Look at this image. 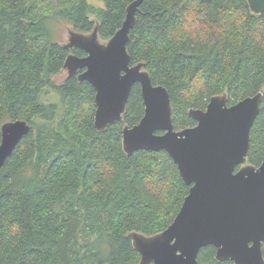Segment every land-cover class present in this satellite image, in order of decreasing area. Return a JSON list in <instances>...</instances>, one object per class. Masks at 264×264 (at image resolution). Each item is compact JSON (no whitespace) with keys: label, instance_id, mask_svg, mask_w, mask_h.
Returning <instances> with one entry per match:
<instances>
[{"label":"trees","instance_id":"16d2710c","mask_svg":"<svg viewBox=\"0 0 264 264\" xmlns=\"http://www.w3.org/2000/svg\"><path fill=\"white\" fill-rule=\"evenodd\" d=\"M101 1L0 0V128L31 125L0 169V264H137L131 233L164 230L188 192L165 150L123 149V127L144 113L138 84L122 119L98 130L93 86L76 75L53 81L70 52L84 53L56 41L52 20L108 39L134 0ZM126 49L166 87L176 130L193 126L189 110L213 95L233 104L262 92L247 162L264 161V11L247 0H142ZM46 88L60 112L40 99ZM215 254L201 247L197 264H234Z\"/></svg>","mask_w":264,"mask_h":264},{"label":"water","instance_id":"95a60500","mask_svg":"<svg viewBox=\"0 0 264 264\" xmlns=\"http://www.w3.org/2000/svg\"><path fill=\"white\" fill-rule=\"evenodd\" d=\"M142 0L126 7L121 26L101 42L95 27L88 34L71 31L64 61L68 76L77 74L95 90L94 126L105 129L122 119L132 87L138 84L144 113L138 123L124 126L122 146L127 155L138 149L165 150L189 186L172 222L153 235L132 232L137 264H197L201 247L213 245L218 261L264 264V161L247 162L250 129L259 112L262 92L228 104L226 94L210 97L204 109L191 108L193 126L176 130L166 87L154 84L143 62L131 63L126 44ZM255 13L264 0H247ZM31 129L22 119L0 128V169Z\"/></svg>","mask_w":264,"mask_h":264},{"label":"rangeland","instance_id":"374dc122","mask_svg":"<svg viewBox=\"0 0 264 264\" xmlns=\"http://www.w3.org/2000/svg\"><path fill=\"white\" fill-rule=\"evenodd\" d=\"M88 1L95 8H99V7L103 6V3L101 0H88ZM89 17L96 19V17H97L96 12L91 10L89 12ZM50 26H51L52 32L54 34V38L56 39V41H58L62 45H66L68 43L71 31H77V30L73 29L72 25L69 22H66L63 19L52 20V22L50 23ZM78 32H80V31H78ZM81 33H83V32H81ZM88 33H85V34H88ZM98 38L101 42H106L109 39V38L108 39H101L99 36H98ZM67 73H68L67 69L63 68L58 74L53 76V81L55 83L62 82L63 79L67 76ZM45 91L43 92L40 99L43 102H56L58 104V106L60 107V110H59V112H60L61 109L63 108V105L61 103V99L58 97V95L55 93V91H53V89L46 88Z\"/></svg>","mask_w":264,"mask_h":264},{"label":"flooded vegetation","instance_id":"af4514ba","mask_svg":"<svg viewBox=\"0 0 264 264\" xmlns=\"http://www.w3.org/2000/svg\"><path fill=\"white\" fill-rule=\"evenodd\" d=\"M65 46V45H64ZM66 47V46H65ZM84 53V52H83ZM85 55V53L82 55V56H84ZM80 71L78 70L76 73H74V74H72V75H76V77H77V74L79 73ZM67 76H68V73H67ZM264 243V242H263Z\"/></svg>","mask_w":264,"mask_h":264}]
</instances>
